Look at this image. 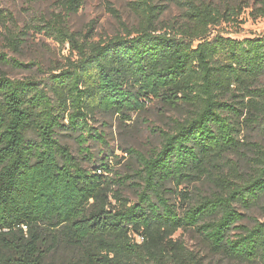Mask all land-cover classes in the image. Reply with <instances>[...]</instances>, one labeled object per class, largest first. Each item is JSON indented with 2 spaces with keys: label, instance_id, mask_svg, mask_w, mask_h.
<instances>
[{
  "label": "trees",
  "instance_id": "1",
  "mask_svg": "<svg viewBox=\"0 0 264 264\" xmlns=\"http://www.w3.org/2000/svg\"><path fill=\"white\" fill-rule=\"evenodd\" d=\"M162 1L129 0L138 24L95 41L67 24L85 0H60L38 31L69 46L65 62L38 68L43 79L0 72V264H204L180 231L229 261L264 264V219L245 225L241 212L264 218V145L241 139L245 128L264 137V33L210 37L239 23L242 8L169 0L181 16L165 22ZM259 3L254 18H264ZM25 35L5 40L19 53ZM0 65L34 66L1 50ZM154 103L181 116L154 131L150 154L124 151L132 175H113L110 158L89 169L62 141L75 140L92 166L91 144H107L98 117L127 124ZM243 150L246 171L232 158ZM129 182L137 202L124 194ZM204 182L210 193L195 196Z\"/></svg>",
  "mask_w": 264,
  "mask_h": 264
},
{
  "label": "rangeland",
  "instance_id": "2",
  "mask_svg": "<svg viewBox=\"0 0 264 264\" xmlns=\"http://www.w3.org/2000/svg\"><path fill=\"white\" fill-rule=\"evenodd\" d=\"M59 1L0 0V9L5 15L4 20H0V50L8 54L11 59H16L24 64H34L31 70H21L12 65H0V72L13 79L32 76L43 79L45 75L41 74L38 68L41 67L48 72L65 62L66 57L70 54L69 46H62L56 39L38 31L44 20H49L54 14L60 13ZM205 1L220 9H225L227 6L242 8L239 23H222L212 30L210 37L221 34L242 40L264 33V18H254L251 15L260 7L259 0ZM162 3L169 6L168 11L162 17L163 21L170 22L181 16L180 9L174 3L169 0H163ZM112 9L118 12L120 19L112 13ZM123 23L128 28L138 24L137 16L130 9L129 0H85L82 9L67 19V24L72 31L86 33L91 28L95 41L116 36L122 32ZM8 30L19 34L28 33L23 37L26 41L19 53L13 51L5 40ZM261 82L264 84V77ZM180 116V112L177 111H163L157 103L151 105L145 113L134 115L133 121L127 124H121L117 117L99 116L95 127L104 132L107 144H91L90 151L95 156V163L92 166L86 162L88 156L80 155L79 145L75 140L64 137L62 141L73 149L74 155L79 157L89 169L93 170V166H98L101 161L110 158L108 161L110 168L114 171L113 175L114 173L132 175L130 168L133 162L124 151L134 148L145 154H150L160 147L161 142L159 134L154 131L167 130L170 119ZM241 139L245 142H259L264 145V137L248 128L241 132ZM246 155H249L248 150H243L241 155L232 157L241 162L244 171L247 170ZM130 185L131 182L128 183L124 194L132 202H137L135 187ZM211 189L210 184L204 182L192 187V192L197 196L209 194ZM241 212L247 217L242 223L245 225L251 226L255 219H264L259 210H241ZM176 238L184 241L190 249L198 253L203 258L204 264H240L229 261L223 256L212 254L204 240L193 231H180Z\"/></svg>",
  "mask_w": 264,
  "mask_h": 264
}]
</instances>
